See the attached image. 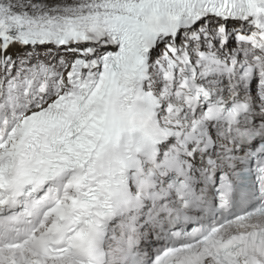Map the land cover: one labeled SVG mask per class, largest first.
Segmentation results:
<instances>
[{
    "label": "snow or ice",
    "instance_id": "1",
    "mask_svg": "<svg viewBox=\"0 0 264 264\" xmlns=\"http://www.w3.org/2000/svg\"><path fill=\"white\" fill-rule=\"evenodd\" d=\"M0 264H264V0H0Z\"/></svg>",
    "mask_w": 264,
    "mask_h": 264
}]
</instances>
